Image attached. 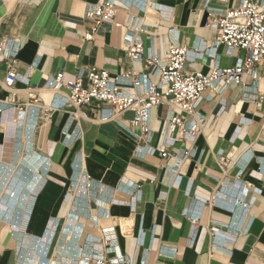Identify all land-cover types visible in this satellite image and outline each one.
<instances>
[{"label":"crops","instance_id":"crops-1","mask_svg":"<svg viewBox=\"0 0 264 264\" xmlns=\"http://www.w3.org/2000/svg\"><path fill=\"white\" fill-rule=\"evenodd\" d=\"M99 1L0 0V264H264V61L257 86L245 77L222 98L203 94L206 126L195 141L178 140L170 160L144 148L132 112L103 121L83 107L89 119L55 110L36 120L25 108L30 92L52 102L45 87L58 74L133 70L156 82L126 53L139 25L154 54L188 48V72L233 67L243 52L213 50L205 24L242 0H114L115 17L97 25L87 12ZM174 114L153 109V149ZM253 198L249 209L237 204Z\"/></svg>","mask_w":264,"mask_h":264},{"label":"built area","instance_id":"built-area-1","mask_svg":"<svg viewBox=\"0 0 264 264\" xmlns=\"http://www.w3.org/2000/svg\"><path fill=\"white\" fill-rule=\"evenodd\" d=\"M114 0H100L92 6L87 17L97 25L112 20L116 15ZM206 27L214 33L212 48L226 45L230 51L238 49L243 56L233 67L221 68L216 65L207 74L188 72L185 64L188 61L189 49L186 47H170L162 55L145 48L142 35L147 31L142 26H136L135 36L126 38V53L132 63H141L145 68H152L156 82L150 81L143 73L130 71L117 78L105 69L90 68L77 74L73 79H67L64 74H58L48 80L45 89L54 94V99L47 106L35 92L28 94L29 104L36 110V120H41L40 114H48L55 110H68L73 118L89 119V113L81 109L87 107L97 112L100 120L117 119L125 112H132L131 125L138 129L140 142L148 148L149 154H159L163 158H172L169 149L178 140L195 141L206 126L207 118L198 111V106L206 91H211L212 97L222 98L232 86H244V78L248 77L253 86L260 81L259 67L264 61V0L261 3L253 0H242L239 7L221 12L206 22ZM93 35L86 36L92 40ZM4 41L1 48H6ZM121 78L132 91L125 89L119 83ZM18 74L10 69L4 81V87L12 91L17 83ZM143 87V91L140 88ZM264 95L256 100L258 107L262 106ZM167 105L175 110L168 118L164 143L157 149L149 146L152 140L151 118L154 108ZM12 107V106H11ZM0 103V113L3 111ZM17 110L22 109L17 106ZM42 119V120H43ZM224 163L223 157L220 158ZM258 190H254L255 193ZM15 193L11 194L14 197ZM255 199L240 202L244 209H249ZM96 264H109L104 260H96Z\"/></svg>","mask_w":264,"mask_h":264},{"label":"bare ground","instance_id":"bare-ground-1","mask_svg":"<svg viewBox=\"0 0 264 264\" xmlns=\"http://www.w3.org/2000/svg\"><path fill=\"white\" fill-rule=\"evenodd\" d=\"M15 195V194H14Z\"/></svg>","mask_w":264,"mask_h":264}]
</instances>
